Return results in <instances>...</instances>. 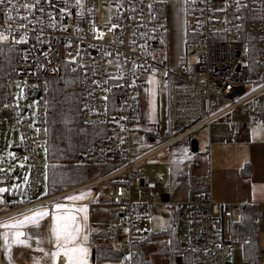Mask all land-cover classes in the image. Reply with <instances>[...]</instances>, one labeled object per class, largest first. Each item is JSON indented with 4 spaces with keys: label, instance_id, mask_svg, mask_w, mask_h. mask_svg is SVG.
<instances>
[{
    "label": "built area",
    "instance_id": "2783aa9c",
    "mask_svg": "<svg viewBox=\"0 0 264 264\" xmlns=\"http://www.w3.org/2000/svg\"><path fill=\"white\" fill-rule=\"evenodd\" d=\"M185 5L192 24L186 29L181 59L172 70L152 56V50L165 41L164 0H5L0 4V36L7 37L0 41L13 49L14 57L11 75L4 82L0 133L2 119L16 122L26 172L20 209L59 195L36 197L41 190L39 150L48 139L47 81L58 77L65 64L80 74L76 93L82 122L106 130L79 159L107 167L66 191L91 187L97 204L117 207L106 240L119 252L121 264H132L135 243L147 237L142 218L153 202L162 201V187L143 165L149 155L207 127L233 108L252 121L264 122V0H186ZM144 75L165 82L170 136L136 153L132 132L142 119L138 89ZM15 82L22 97L32 99L31 113L28 107L15 106ZM242 124L231 121L230 127L238 130ZM8 178L9 173L0 170V181ZM170 210L174 211L173 238L187 255L182 264H232V245L249 240L248 234L232 232L225 222L239 216L240 203L216 202L195 191ZM257 217L264 218V202L258 204ZM2 252L0 246V264H7ZM243 264H264V259Z\"/></svg>",
    "mask_w": 264,
    "mask_h": 264
},
{
    "label": "crops",
    "instance_id": "0c3cea01",
    "mask_svg": "<svg viewBox=\"0 0 264 264\" xmlns=\"http://www.w3.org/2000/svg\"><path fill=\"white\" fill-rule=\"evenodd\" d=\"M184 28L185 26L183 27V30ZM180 58L177 61V65ZM175 67L169 68L174 70ZM145 78L143 83L146 84L147 81H145ZM161 81L163 83L161 94L163 99V116L166 126L163 131L164 137V133L167 130V92L165 82L163 80ZM145 84L143 85L140 83L138 89V99L142 119L138 127L132 132L134 145L139 139L143 142L153 141L155 138L150 140L149 135H154V137H156L158 131L157 127L154 125L155 122L153 121L158 102L153 93L148 94V89ZM234 109H236V112H234L233 118L228 121V124L225 121L214 122L219 116ZM226 112L216 116L207 127L203 126L194 130L196 131L203 128V133L205 131L207 134L206 138L203 137V133L201 139L198 138L201 140V143L195 138L197 142L196 151L193 152L189 150V140L186 141V137L174 141L179 143L172 142L169 144L173 146L169 152L170 169L168 185L170 186V189L169 191H162L167 193V200L164 201L161 199L163 202L173 205L175 202L186 200L191 193H193L189 189V179L205 184L207 188V196L216 202H248L256 203L257 205L264 202L261 192L264 187V138L253 137L250 127H243V121L235 120L236 116L244 115L249 121H252L247 114L240 112L238 108H233ZM231 121H241L243 124L238 130H232L230 127ZM228 126L230 130L234 132V135L231 134ZM250 134L251 136L248 137ZM165 138L166 137H164L163 140ZM234 142L237 144H247L249 146L250 154L247 156L244 154L241 159H235L231 150L227 151L226 149L231 144L234 146ZM255 145L258 147L257 157L252 151V148ZM17 146V150L21 152L19 144ZM213 148H216L215 152L212 151ZM256 158L261 160L260 166L257 167L254 166ZM243 166H246V168L248 167V169H244ZM8 173L9 178L6 181H0V189H4V191H0V214L2 215L0 218L2 226V229L0 230V246L3 250L2 253L4 254V257L7 260V264H66L68 262V258L66 257L67 243L64 241L63 237L58 239V236L49 233V231L45 229V223L43 221L45 211L56 210L55 206L53 204H49L48 206H38L35 215L30 216L33 219L26 220L25 218L27 216H15V214H18L20 211L26 210L20 209L25 202L23 195V186L26 177L24 159L22 162V169L14 172V174H16L15 181H18L17 178L19 173H21L22 176L24 175V181L22 183L15 182L11 185L10 181L13 174H11V172ZM204 178H206V181ZM11 186L13 188H10ZM82 189L85 188H79L73 191H66L68 189H65L58 192L59 195L50 197L47 202L49 203L53 198H59L62 195ZM92 190L93 193L91 197L87 200H83L80 207L85 212V221L87 222L86 225L84 224L86 228V240L84 241L83 246L90 247L91 250L93 249L94 260H91L90 250V255L87 259L83 257L86 254V251L82 252L81 256L75 254L73 256V264H77V262L78 264H120L118 258H96L95 248L99 245L110 243H108L106 239V241L91 240V226L101 224L104 230H107L109 225L115 223L117 207L113 205L97 204L94 200L95 191L93 188ZM16 192L20 193L19 199ZM14 195L15 199H13ZM64 208L66 207H64L63 204L58 207L57 210H63ZM38 213H44V215H37ZM225 222L227 223V227H229L228 218L225 219ZM243 245L244 244H242V246ZM149 250L148 247L141 249V251L146 254ZM242 255L243 263H256L258 260H261L260 253L256 261L246 259L248 251L246 252L244 247ZM232 264H234L233 258Z\"/></svg>",
    "mask_w": 264,
    "mask_h": 264
},
{
    "label": "rangeland",
    "instance_id": "374dc122",
    "mask_svg": "<svg viewBox=\"0 0 264 264\" xmlns=\"http://www.w3.org/2000/svg\"><path fill=\"white\" fill-rule=\"evenodd\" d=\"M164 1H165V15H166V25H167L165 41L163 45L158 46L156 49L152 50V56L157 61H166L165 63H167L169 67L174 68L177 65V61L182 55V44H183V36H184L183 27L184 26L189 27L192 24V17L190 15L187 16L183 15L184 14L183 3H182L183 0H164ZM144 78L145 81L147 82L146 84L145 83L142 84L143 85L145 84V86H147L148 94L153 93V95L155 96L158 102V105L156 106L155 116H153L154 119L153 121L155 122L154 125L157 127L158 131H157V136L154 137L155 139L153 141L143 142L141 141V139L137 140L135 143L136 153L142 152L147 148L152 147L158 144L159 142H161V140H163L164 138L163 131L166 127L164 123L163 99L161 95L163 90L162 88L163 83L161 80L157 79L156 77H152L150 75H144ZM19 85L20 84L18 82H15L14 84L13 101L15 103V106L19 105L22 108L28 107L31 113L33 109V101L30 98L24 99L22 97V94L18 91ZM245 87L248 88V84H245ZM234 112H236V109L224 113L223 115L216 118L214 122L225 121L228 124V121H230L233 118ZM235 120L243 121L244 122L243 127H250L251 134L253 137L264 138V122L249 121L247 117L244 115L236 116ZM230 132L232 135H234V132H232L231 130ZM202 133H203V128L198 129L194 131L191 135L186 136L187 139L186 138L185 139L189 140L190 137L201 139ZM251 134L248 137H250ZM0 136H1L0 170L11 172V174H13V177L10 181L11 185L14 184L15 182L22 183L24 181V175L22 176L21 173H19V176L17 178L18 181L14 180L16 177V174H14V172L16 170L22 169V162L24 159V153L22 151L19 152L17 150L18 148L17 145L19 144V137H18L16 122L14 120L6 121L2 119ZM203 137L205 138L207 137L205 131L203 133ZM228 137L230 138L229 135ZM200 139L198 140L201 143ZM174 143H179V142H174ZM172 147L173 146L169 145L165 148L159 149L156 152L149 155L146 158V160L143 161V165L147 173L156 181L157 184H159L162 187V190H166V191H169L170 189V186L168 185L169 182L168 175L170 169L169 152ZM12 148H16V149H12ZM257 148H258L257 145L253 146L252 148V151L256 155V157H257ZM226 149L227 151L231 150V152L234 154L235 159H241L244 156V154L246 156L250 154L249 146L244 143L241 144L235 143L234 146H232L231 144ZM212 151L215 152L216 148H213ZM39 154H40L41 167H42L40 173L41 190L37 192L36 197H39L40 195L46 193V189H47L45 149H40ZM78 161L88 166H94L93 164L84 163L83 161H81V159H78ZM260 164H261V160H259V158H256L254 162V166L257 167L260 166ZM158 171H161L162 173L166 174V178L161 179L159 177ZM10 188L13 187L11 186ZM92 191H93L92 188L88 187L82 190H77L75 192H70L69 194L62 195L59 198H53L52 200H50L49 203L46 202L41 204L45 206H48L49 204H53L56 208V210L53 211H48V210L45 211V216L43 218V221L45 223V229L48 230L49 233L58 236V233L66 223H72L73 228L75 227L80 228V232L77 236V240L71 244L67 243L66 249H71V248L84 249L86 250V254L83 257H85L86 259L87 257L89 258L91 249L90 247L88 248L87 246H83V243L86 240L85 225L87 224V222L85 221L86 219L85 212L80 207V204L83 200H87L91 197L93 193ZM261 192H262V199H264V187L262 188ZM16 193L19 199L20 193L19 192ZM133 194L134 196H136L134 191ZM13 199H15V195L13 196ZM63 204L64 207L66 208H64L63 210H57L58 208L57 206L58 205L61 206ZM37 207L38 206H35L28 208L24 211H20L18 214H15V216H19V217L34 216L36 210L38 209ZM170 209H171V205L166 202H162L160 200L153 202V204L150 207L149 213L142 218L143 228L150 229L153 232H158L163 230L169 222ZM72 217L75 218L74 222L70 220V218ZM90 232H91V240L106 241L105 239H106L107 230H104L101 224L91 226ZM256 242L259 249L261 260H263L264 259V218L259 221L257 228ZM166 243H167V238L165 236L159 235L153 238L150 248H157L158 246L165 245ZM242 250H243V246L241 243L237 242L233 244L231 256L233 258L234 264L243 263ZM81 253L82 252L78 251L74 254L73 253L66 254V257L68 258V262L66 264H73V256L75 254L81 256ZM118 260L120 262V259ZM154 262L156 264H166L167 254L163 252L159 255H155Z\"/></svg>",
    "mask_w": 264,
    "mask_h": 264
},
{
    "label": "trees",
    "instance_id": "16d2710c",
    "mask_svg": "<svg viewBox=\"0 0 264 264\" xmlns=\"http://www.w3.org/2000/svg\"><path fill=\"white\" fill-rule=\"evenodd\" d=\"M183 0V10L185 11ZM162 12L164 8H161ZM185 15V14H184ZM187 26L184 28V41L187 37ZM251 53L250 48H247ZM256 50V49H255ZM254 60V53L250 60ZM13 49L0 41V103L4 96V82L11 75L13 67ZM79 71L67 65L62 66L58 77L47 81V134L45 145L46 159V193L40 196H49L80 183L86 182L102 173L107 167L99 165L88 166L78 161L82 152L97 139L104 137V126L90 125L82 122L79 111V98L76 87L79 81ZM167 129L164 137H169ZM187 139V138H186ZM177 141V140H176ZM187 141V140H186ZM244 169L246 166H243ZM191 192L198 191L207 196L206 185L189 179ZM258 205L256 203H240V214L236 218H228L232 232L239 235L248 234L249 240L243 245L248 251L246 259L256 261L259 257L257 246V228L259 224ZM257 218H256V217ZM174 211L170 210L169 222L166 227L158 232L147 230V237L135 243L132 264H155L154 256L163 252L167 254V264H182L186 261V253L177 247L172 234ZM165 236L167 243L157 248H150L152 240L157 236ZM148 247V253L141 251ZM96 258H120L119 252L110 244L99 245L95 248Z\"/></svg>",
    "mask_w": 264,
    "mask_h": 264
},
{
    "label": "snow or ice",
    "instance_id": "6c2138e0",
    "mask_svg": "<svg viewBox=\"0 0 264 264\" xmlns=\"http://www.w3.org/2000/svg\"><path fill=\"white\" fill-rule=\"evenodd\" d=\"M5 2V0H0V4H3ZM115 27V26H114ZM7 37L6 36H0V40H6ZM0 191H4V189H0ZM57 207H60L59 205ZM37 215H44V213H38ZM26 220L29 219H33L32 217H26ZM70 220L72 222H74L75 218L72 217L70 218ZM22 223V222H21ZM80 232V228L79 227H75L73 228L72 223H66L63 228L60 230V232L58 233V239H60V237H63L64 241L68 244H71L73 242H75L77 240V236ZM19 235V234H18ZM86 239V237H85ZM83 252L86 251L84 249H78V248H71V249H66V254L68 253H76V252ZM78 264V262H77Z\"/></svg>",
    "mask_w": 264,
    "mask_h": 264
},
{
    "label": "water",
    "instance_id": "95a60500",
    "mask_svg": "<svg viewBox=\"0 0 264 264\" xmlns=\"http://www.w3.org/2000/svg\"><path fill=\"white\" fill-rule=\"evenodd\" d=\"M188 146H189V150L190 151H193V152L196 151L197 142H196V139L194 137L189 139ZM160 197L164 201L167 200V193L166 192H162L160 194ZM91 260H94V251H93V249L91 250Z\"/></svg>",
    "mask_w": 264,
    "mask_h": 264
},
{
    "label": "flooded vegetation",
    "instance_id": "af4514ba",
    "mask_svg": "<svg viewBox=\"0 0 264 264\" xmlns=\"http://www.w3.org/2000/svg\"><path fill=\"white\" fill-rule=\"evenodd\" d=\"M149 139L153 140L154 139V135H149Z\"/></svg>",
    "mask_w": 264,
    "mask_h": 264
}]
</instances>
